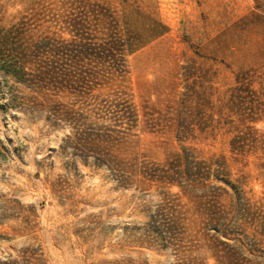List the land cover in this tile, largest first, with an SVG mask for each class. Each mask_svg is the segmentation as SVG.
I'll use <instances>...</instances> for the list:
<instances>
[{
    "label": "rangeland",
    "instance_id": "374dc122",
    "mask_svg": "<svg viewBox=\"0 0 264 264\" xmlns=\"http://www.w3.org/2000/svg\"><path fill=\"white\" fill-rule=\"evenodd\" d=\"M68 1L0 0V28L42 4L56 21L41 20L37 28L57 31L53 27L63 13L59 7ZM88 1L108 21L117 20L140 46L127 57L123 83L136 104L148 101L164 109L183 91V68L193 74L189 81H197L196 90L209 95L205 116L196 123H220L223 129L213 139L188 145L203 156L225 155L228 222L232 227L237 203L244 250H254L257 263L264 264V0ZM89 26L95 35L99 21L91 20ZM33 96L0 72V105L28 103ZM110 124L78 130L109 136L93 145L85 135L75 140L81 138H74L75 129L54 125L44 111L0 108V264H213L206 250H197L200 242L189 236L187 224L182 253L162 248L146 231L160 192L175 194L176 187L122 188L98 162L99 156L112 160L120 155L160 163L180 144L167 135L143 133L119 152ZM180 201L187 203L182 196Z\"/></svg>",
    "mask_w": 264,
    "mask_h": 264
},
{
    "label": "trees",
    "instance_id": "16d2710c",
    "mask_svg": "<svg viewBox=\"0 0 264 264\" xmlns=\"http://www.w3.org/2000/svg\"><path fill=\"white\" fill-rule=\"evenodd\" d=\"M47 9L42 4L31 7L17 22L0 28V72L34 95L28 103L14 104L9 100L0 108L44 111L54 125L63 124L75 129L74 138L81 137L75 140H81L85 135L78 132L81 127L109 122L113 128V147L119 152L139 134L174 138L180 144L179 150L168 154L160 163L120 155L112 160L99 156L98 162L109 168L119 187L178 189L175 194L160 192L159 204L146 223L147 233L162 248L182 253L180 243L187 224L189 236L200 242L196 244L197 250H206L213 264H258L254 250L247 253L239 238L237 203L231 210L232 227L228 222L225 201L229 193L225 186L229 182L225 155L203 156L196 147L188 145L189 142L213 139L216 131L223 129L220 123L218 127L196 123L205 116L204 102L208 101L209 95L196 90L197 81H189L193 74L183 68V91L174 94L164 109L148 101L138 105L123 90V83L128 73L127 57L140 46H135L119 22L108 21L95 3L72 0L59 7L63 13L55 24L57 27H53L57 31L50 30L51 26L41 31L37 28L41 24L37 22L56 21L49 19L52 17L48 16ZM91 20L99 21L95 35L89 26ZM64 33L67 38H62ZM85 60H92L93 64ZM178 86L174 82L172 89L176 90ZM38 98L42 100L37 102ZM64 98L71 102L57 100ZM65 138L69 140L71 136ZM107 138L106 134H86L84 140L94 145L95 142H106ZM100 152L103 151L100 149ZM181 196L187 203H181ZM233 196L237 201L239 192L234 190ZM230 235L237 237L230 238Z\"/></svg>",
    "mask_w": 264,
    "mask_h": 264
}]
</instances>
